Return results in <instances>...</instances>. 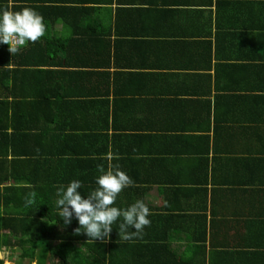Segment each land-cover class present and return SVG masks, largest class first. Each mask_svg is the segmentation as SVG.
<instances>
[{"label":"crops","instance_id":"obj_1","mask_svg":"<svg viewBox=\"0 0 264 264\" xmlns=\"http://www.w3.org/2000/svg\"><path fill=\"white\" fill-rule=\"evenodd\" d=\"M80 1L64 8L66 13L72 12L68 17L70 31L63 23L50 22V40L57 48L61 38L92 23L94 14L103 17V24L96 22L94 27H102L106 40L111 37V57L108 55L103 68H85L91 79L86 85L95 86L89 91L92 93L101 85L102 92L109 96L102 98L104 103L96 96L90 98L91 114L94 104H105L107 111L104 106L95 111L98 121L109 114L112 124L124 130L103 126L102 121L98 128L85 131L93 133V140L72 135L54 141L52 146L62 154L59 173L55 164L51 167L46 165L47 160L41 162L39 167L28 169L33 185L28 182L27 186L35 188L36 175L56 186L80 180V191L87 194L95 190L89 186L102 174L100 167L107 170L109 165H118L137 182L119 194L120 202L130 206L142 198L136 188L151 187L143 200L148 206L160 207L166 192L160 194L155 175L147 173V166H154L151 157L158 152L168 168L177 166L180 172H192L191 187L185 179L183 189L191 188L192 192L207 188L204 199L214 196L217 204L224 203L217 207L215 246L206 244L208 252L214 254L213 261L264 264V0ZM107 6L112 9L110 13ZM87 55L95 59L99 56L92 52ZM24 69L5 51L0 52V96H5L0 97V124L8 125L9 132L20 117L23 101L11 94L10 87L16 79L26 88L18 79ZM106 104H110L109 109ZM85 119L82 113L75 117L72 134L84 133ZM91 120H96L94 115ZM121 133L146 137L129 140L137 148L127 153L126 139L117 136ZM166 146L179 150L172 155L175 159L162 157L170 155ZM89 149L91 153L86 155ZM67 151L71 154H65ZM89 158L98 163V168ZM224 176L231 177L230 190L217 196V191H223L217 181ZM64 177L67 182H62ZM175 186L168 184L167 188ZM159 187L164 191V186ZM151 210L150 226L136 238H145L150 229V237H154L156 219ZM78 227L75 220L70 228ZM167 244L176 255L187 252V243L181 237ZM141 248L135 252H141ZM88 249L82 248V255L90 253ZM146 252V259L156 263L154 256L159 254ZM135 262L140 264L139 260ZM206 263L213 264H199Z\"/></svg>","mask_w":264,"mask_h":264},{"label":"trees","instance_id":"obj_2","mask_svg":"<svg viewBox=\"0 0 264 264\" xmlns=\"http://www.w3.org/2000/svg\"><path fill=\"white\" fill-rule=\"evenodd\" d=\"M109 1L113 2V0ZM78 3L82 2L80 0H5L0 5V10L21 11L25 7L35 9L44 17L46 25L44 37L35 43H27L15 54L9 51L7 44L0 45L1 53L5 51L17 64L25 66L18 79L27 85L24 88L15 79L10 87L11 94L17 100H23L19 101L22 109L19 119L14 122L13 131L7 130L8 125L0 124V251L8 252L13 256L12 254L20 250L16 264H139L135 262L136 260H139L140 264H199L205 261L222 264V261H213L214 254L208 252L206 244L208 242L211 247L215 246L213 234L216 224L219 223L217 207L223 206L224 203L217 204L214 196L212 200L204 199L207 188H201V193L199 189H192V192L191 188L183 189L181 184L185 179L187 185L191 187L194 181L192 172H180L177 166L168 168L164 158L156 155L158 152L151 157L153 168L147 166L148 175H155L157 181L154 183L159 188L160 194L166 192L164 203L160 207L149 205L156 219L153 228L154 237H150L152 231L150 229L145 238L134 237L126 241L119 237L120 221L118 220L113 226L110 240L94 242L83 232L77 234L75 231L77 228H70L75 218L67 226L62 220L57 223L60 217L54 205L56 197L52 198L55 195L52 189L56 184L42 181L36 175L35 188L31 187L33 182H29L28 169L39 167L41 162L47 160L49 164L46 165L51 167L55 164V170L59 173L58 162L62 154L59 148L52 146L54 141H62L63 138L73 136L93 140V133L85 131L98 128V124L102 121H104L103 126H112L117 131L124 130L119 124H112L114 120L109 114L98 121V114H95V111L105 107V104H94L93 115L96 120H91L93 115L90 98L96 96L101 103H104L102 98L109 96L108 93L102 92L101 85L96 87V93L89 92L94 90L95 86L86 85L91 79L88 78L90 72L85 71V68H103L108 55L111 57V37L106 40L102 27L100 26V30L94 27L96 22L103 24L105 21L103 17L94 14L92 23L81 30L68 33L64 39H60L57 48L50 40L53 32L49 31L50 22L54 21L55 24L60 21L65 25V29L70 31L68 17L72 12L66 13L64 8L66 5H78ZM106 10L109 13L112 11L108 6ZM105 42H108V45ZM87 52L98 53L99 56L95 59L87 55ZM24 53H29L31 56H24L26 55ZM4 71L10 75L9 70ZM103 73L106 75L107 72ZM96 74L101 73L96 72ZM7 90L9 91L8 86ZM116 97L118 98L119 95ZM93 101L96 102V99L94 98ZM106 105L109 109L110 104ZM80 113L86 118L85 129H82L84 133L72 134V122ZM69 119L71 124L68 123ZM117 136L126 139L124 146L127 153L136 151L137 146L134 142L137 137L141 140H145L146 137L137 136L136 133H126V135L121 133ZM131 139L134 142L129 141ZM75 143L81 142L75 141ZM150 144L146 145L153 148ZM91 150L89 149L86 155H89ZM165 151L170 155L162 157H169L170 160L174 158L173 154L179 152L170 146H166ZM65 154L70 155L71 151ZM89 160L98 168L95 160L91 158ZM226 172L233 174L229 168ZM230 179L229 176L219 178L217 183L223 191H217V196L230 190L227 189L231 184ZM28 182L31 186H27ZM62 182H67L65 177ZM168 184L176 186L174 189H168ZM161 185L165 187L164 191L159 187ZM97 187L94 177L89 189L93 190ZM136 190L142 196L141 200L152 191L151 187L136 188ZM32 193H35L34 203L27 205L26 200L32 198ZM114 206L127 208L129 205L121 203L118 196ZM175 237H181L187 243V252L182 255L174 254L167 244ZM139 246L143 247L141 252H135ZM82 248H89L90 253L82 255ZM146 251L159 254L154 256L156 263L146 259L145 254H149ZM5 261V258H0V264H5Z\"/></svg>","mask_w":264,"mask_h":264},{"label":"clouds","instance_id":"obj_3","mask_svg":"<svg viewBox=\"0 0 264 264\" xmlns=\"http://www.w3.org/2000/svg\"><path fill=\"white\" fill-rule=\"evenodd\" d=\"M9 6L11 8V2ZM45 34L44 17L35 9L0 10V45L7 44L12 54L19 52L29 42H37ZM100 172L102 174L96 178L98 187L87 194L80 191L83 188L80 180L56 188V207L60 217L57 223L62 220L67 226L75 218L80 225L76 233L83 232L94 242L110 240L113 226L118 220L120 238L127 241L139 236L151 224L149 217L152 212L148 204L144 200H137L127 208L114 206L119 194L125 188L134 186L135 181L118 165H109L107 170L100 167ZM31 196L26 200L27 205L34 203L35 193ZM0 254L6 255L2 251Z\"/></svg>","mask_w":264,"mask_h":264},{"label":"rangeland","instance_id":"obj_4","mask_svg":"<svg viewBox=\"0 0 264 264\" xmlns=\"http://www.w3.org/2000/svg\"><path fill=\"white\" fill-rule=\"evenodd\" d=\"M56 24H57V25H62V22L57 21ZM160 200H162V199L160 198ZM16 251H17V250H16ZM7 253H8V252H6V255H5V254H4V255L0 254V258H5V259H6L5 264H16V261H17L19 255H20V250L17 251V253L15 252V254H12L13 256H11L10 253H9V255H7ZM78 257H79V256H77V258H78ZM57 264H60V263H57Z\"/></svg>","mask_w":264,"mask_h":264}]
</instances>
